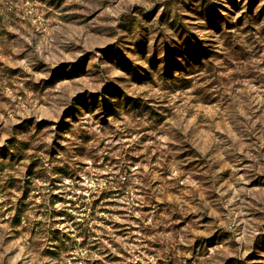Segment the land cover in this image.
Wrapping results in <instances>:
<instances>
[{"label":"clouds","instance_id":"clouds-1","mask_svg":"<svg viewBox=\"0 0 264 264\" xmlns=\"http://www.w3.org/2000/svg\"><path fill=\"white\" fill-rule=\"evenodd\" d=\"M0 264H264V0H0Z\"/></svg>","mask_w":264,"mask_h":264}]
</instances>
